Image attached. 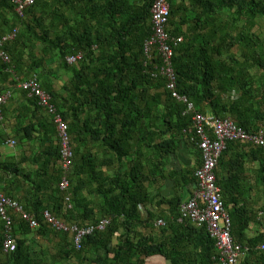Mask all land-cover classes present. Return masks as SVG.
<instances>
[{
	"label": "trees",
	"instance_id": "16d2710c",
	"mask_svg": "<svg viewBox=\"0 0 264 264\" xmlns=\"http://www.w3.org/2000/svg\"><path fill=\"white\" fill-rule=\"evenodd\" d=\"M167 2L171 35L182 37L170 61L175 91L192 110L168 91L162 57H144L152 0H34L21 16L12 0H0V38L17 30L3 46L10 63L0 60V95L10 93L0 128L11 131L0 133V146L14 139L35 166L30 171L0 160V193L39 222L30 229L12 214L16 244L5 253L0 220V264H33L28 235L33 242L58 239L55 254L51 243L41 245L56 264H145L151 257L168 264H219L206 227L177 221L201 165L191 116L230 118L250 133L264 129V0ZM54 67L67 74L65 80ZM32 75L68 124L71 209L58 187L60 142L52 118L17 87ZM185 146L193 150V166L171 168V158ZM218 161L216 184L231 236L245 248L238 263L264 264V232H249L252 225L264 226L263 150L228 141ZM7 176L15 182H5ZM167 184L170 197L161 192ZM258 200L261 206L254 207ZM44 210L66 225L109 224L76 250L69 233L45 223Z\"/></svg>",
	"mask_w": 264,
	"mask_h": 264
},
{
	"label": "built area",
	"instance_id": "2783aa9c",
	"mask_svg": "<svg viewBox=\"0 0 264 264\" xmlns=\"http://www.w3.org/2000/svg\"><path fill=\"white\" fill-rule=\"evenodd\" d=\"M16 5L15 11L22 15L23 9L34 3V0H12ZM151 35L144 42L143 53L147 61L154 55V52L161 58L165 66L164 76L167 78V89L172 97L186 104L187 110H192V103L186 98L179 96L175 91V74L170 65L174 48L182 41L180 37H173L168 31L170 8L167 0H152L150 8ZM17 30L12 29L9 33L0 38V60L9 64L8 55L3 50L7 41L16 37ZM81 55L71 56L66 59L68 63L74 62ZM25 91L29 97L35 99L37 105L50 115L55 125L57 136L60 142V158L62 176L59 182V190L64 195V205L66 209H71L69 180L68 175L71 172L72 148L68 134V124L64 121L57 108L51 102V98L40 87L39 81L35 75L22 80L17 86ZM10 98V93L6 92L0 95V120L2 119V106ZM194 133L198 139V148L200 150L201 165L195 170L196 186L191 196L181 205L179 210L178 222L190 220L197 226L204 225L209 236L214 240L216 250V259L219 264H239V260L245 254V248L233 241L231 236V221L224 207L220 190L216 184L215 170L225 144L228 141H240L250 143L260 147L264 154V129L261 128L255 132H246L237 126L230 118L219 119L215 116L204 115L194 112L191 116ZM5 145L15 147V141L9 139ZM16 214L27 224L30 229L39 227V222L35 217L24 211L22 204L18 201L6 197L0 193V220L4 225L3 251L9 253L15 248V238L13 236V218ZM45 223L50 225L55 231L69 233L71 241L76 250L81 249L83 239L94 231H103L109 224V219H102L96 225H86L79 227L75 224L66 225L60 218L44 210L42 213ZM157 226H163L162 220H157ZM264 251V244L259 247Z\"/></svg>",
	"mask_w": 264,
	"mask_h": 264
},
{
	"label": "crops",
	"instance_id": "0c3cea01",
	"mask_svg": "<svg viewBox=\"0 0 264 264\" xmlns=\"http://www.w3.org/2000/svg\"><path fill=\"white\" fill-rule=\"evenodd\" d=\"M170 28V26H169ZM0 133L4 134L7 133L9 134L10 131H5L3 130V128H0ZM10 139V138H9ZM13 140V139H12ZM15 141V140H14ZM193 150L188 149V147H182L178 153L176 154L177 156L171 158V163L170 167L171 168H177V169H183V167L185 166H193L195 160H194V154L192 152ZM33 158L32 154H30V152L25 153L23 152V150H19L17 147H9L7 145H2L0 146V160L1 162H11L13 164H16L19 168H23L25 170H30L33 171L35 170V166L33 165V161L31 160ZM3 176H5V173H1ZM5 182H10V181H14L12 178H10L9 176H7L5 178ZM1 185V184H0ZM5 185H8L7 183H5ZM168 185V184H167ZM167 185H165L161 192L163 194L164 197H170L171 196V191H170V187H166ZM170 186V185H169ZM14 194L19 195L20 191H14ZM189 198V197H188ZM187 199V198H186ZM250 202V201H248ZM262 202V201H261ZM261 202L260 200L256 201V203L253 205L254 207H258L261 206ZM48 205H51L48 203ZM141 214L144 216L145 215V210L141 209L140 210ZM254 230L259 231L258 233H262L264 232V226L262 227L261 225H252L251 226V230L249 232L251 236L254 235ZM28 239L30 244L29 252H30V261L33 262V264H56L57 262H60L58 260H54L52 258L51 254H55V250H54V245H56V243L52 240L53 238H51L50 240H44L43 238H35L36 240L33 242L34 237L31 238L30 235H28ZM49 243L52 244V250H51V254L44 252L43 248L41 245H43V247H45L46 245H48ZM169 262H166L163 258L161 257H151L146 259L145 264H168Z\"/></svg>",
	"mask_w": 264,
	"mask_h": 264
},
{
	"label": "rangeland",
	"instance_id": "374dc122",
	"mask_svg": "<svg viewBox=\"0 0 264 264\" xmlns=\"http://www.w3.org/2000/svg\"><path fill=\"white\" fill-rule=\"evenodd\" d=\"M53 71L55 72V73H57L58 75H60L61 76V79L62 78H64L63 80H65V78L67 77V74H65V73H62V72H60L58 69H56V67H54V69H53ZM61 81H55V83H60ZM8 126H9V124H8ZM3 130H5V131H10V126L9 127H3ZM11 132V131H10ZM14 140V139H13ZM168 186V185H167ZM55 243H56V245L58 244V239H55V238H53L52 239ZM74 262V261H73ZM75 264H78L76 261H75Z\"/></svg>",
	"mask_w": 264,
	"mask_h": 264
},
{
	"label": "clouds",
	"instance_id": "9594fccd",
	"mask_svg": "<svg viewBox=\"0 0 264 264\" xmlns=\"http://www.w3.org/2000/svg\"><path fill=\"white\" fill-rule=\"evenodd\" d=\"M168 31H169V33H170V35H171L170 28H169V23H168ZM151 33H152V31H151ZM171 36H173V35H171ZM173 37H174V36H173ZM176 38H177V37H176ZM180 38L182 39V37H180ZM181 42H182V41H181ZM181 42H180V43H181ZM180 43H179V44H180ZM177 46H178V45H177ZM177 46H176V47H177ZM176 47H175V48H176Z\"/></svg>",
	"mask_w": 264,
	"mask_h": 264
}]
</instances>
